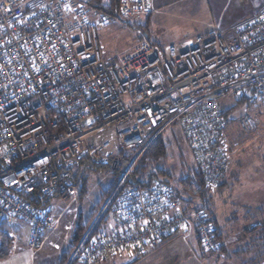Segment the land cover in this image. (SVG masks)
<instances>
[{
	"label": "built area",
	"instance_id": "1",
	"mask_svg": "<svg viewBox=\"0 0 264 264\" xmlns=\"http://www.w3.org/2000/svg\"><path fill=\"white\" fill-rule=\"evenodd\" d=\"M151 9V0L120 4L125 19ZM94 14L76 0H0V221L26 222L27 247L39 251L81 194L75 168L138 150L102 206L111 205L116 218L110 231L90 229L71 261L147 252L189 225L205 253L219 252L222 240L206 211L187 209L170 184L125 182L140 155L178 121L208 183H221L231 160L222 101L246 98L239 121L249 130L264 110V3L231 33L198 35L185 48L145 40L117 64L104 56ZM52 197L66 203L62 213Z\"/></svg>",
	"mask_w": 264,
	"mask_h": 264
},
{
	"label": "rangeland",
	"instance_id": "2",
	"mask_svg": "<svg viewBox=\"0 0 264 264\" xmlns=\"http://www.w3.org/2000/svg\"><path fill=\"white\" fill-rule=\"evenodd\" d=\"M76 1L82 4L85 0ZM224 1L219 4L217 1L186 0L185 3L163 8L161 12L154 13L156 9H151L147 15L137 18L141 19L137 20L138 23L134 19L112 16L93 8V22L98 28L106 60L108 63L117 64L121 57L134 52L146 39L155 40L163 46L176 44L185 48L197 35L205 34L209 28V32L221 31L217 25L226 28L223 21L230 26L236 18L251 14L264 3V0H233L226 5ZM234 102L233 97L227 96L222 101V106L227 107ZM244 112L245 107L239 105L227 117L230 122L232 159L224 180L229 184L233 183L235 177H232V170L237 172L238 179L232 184V190L227 188L226 191L214 193L213 201L215 217L223 234L222 244L228 252L205 255L197 243L193 225H189L163 245L154 247L148 253L139 252L140 257L137 259V254L133 251L130 250L128 256V251L121 250L109 257L105 264H264V115L259 125L249 130L243 128L239 121ZM234 119L236 122L233 124L231 120ZM163 135L172 143L170 163L178 166L180 152H183L188 157L187 161L193 164L189 142L178 121L169 122ZM111 180L109 171L104 168H95L92 165L85 168L80 186L82 181H86L88 192L83 196L81 192L78 200L63 213L57 227L49 233L42 250L37 253L40 260L45 258L48 264H57L62 251L69 248V238L80 213L86 221L92 217L101 201V190ZM49 202L55 203L57 214L64 211L66 203L58 198L52 197ZM101 212L100 209L95 215L92 225ZM10 224L8 226L13 240L12 248L18 246L22 240L25 244L29 240L28 224L22 220ZM15 229H19L21 234L12 231ZM12 234L16 237L15 241ZM58 238L60 243L54 240ZM56 243L59 247L55 246ZM237 251L239 252L235 254Z\"/></svg>",
	"mask_w": 264,
	"mask_h": 264
},
{
	"label": "trees",
	"instance_id": "3",
	"mask_svg": "<svg viewBox=\"0 0 264 264\" xmlns=\"http://www.w3.org/2000/svg\"><path fill=\"white\" fill-rule=\"evenodd\" d=\"M84 3L90 6L91 8H94L105 14L121 17V13H120L121 0H85ZM134 20L137 22V20H141V19H134ZM245 100L246 98L244 97L235 100L234 104L230 106L227 107L222 106V110L225 118L229 116V112H231L233 108L239 105H243L245 107V103H246ZM258 114L260 116V122H261L262 119L261 117L262 115H264V110L258 111ZM232 123L234 124L233 121ZM229 136H230V132H229ZM171 146L172 143H169L164 138L163 134L157 137L153 141V143L135 161V163L133 164L130 170V176L125 182V184L127 185L129 183H137L142 186H148L156 179L165 181L175 189L179 198L184 202L185 207L187 209L196 208L206 211L208 217L210 218V221L214 224L216 236L218 237V239L221 240L223 234L220 232L221 226L219 225V222L215 217L213 201H214V193H218L221 191L223 192L224 191L223 189L228 186L227 182L223 179L218 186L216 187L211 186L206 180L203 173L197 167L194 160L192 162L193 164L189 163L187 161L188 157L183 152L179 151L180 155H179L178 166L177 164L175 165L170 163L169 159H170ZM137 155H138V150H127V151L124 150L121 151L119 154H117L114 158H111V160H109V162L107 163L94 164L84 161L83 163L78 165V167L75 168L74 177L78 182L79 186L81 184L80 183L81 177L82 178L84 177L85 168H87V166L90 165H92L95 168H104L108 170L109 174L112 176V180L106 187L103 188V190H101V195H100L101 201L97 205L98 211L97 210L94 211L92 217L89 218L87 221L84 220L83 214L80 213L77 221L74 224L72 235L69 238L70 241L69 248L62 251V253L58 257L57 264H75L74 260L71 261L73 254L76 248L78 247V245L80 244V242L82 241V239L85 237V235L88 233L90 229H91L90 234L92 235L103 234L110 231V224L113 223L112 221L115 222L116 218L110 212L111 205H109L104 211H102V206L106 203L111 192L118 183L120 179L121 170L129 167ZM87 188H88L87 182L82 181V186H80L81 192L83 193L82 196L87 194L88 192ZM100 209L102 211L101 214L99 215L100 217L97 218V221H95V223H93L92 225V221ZM113 217L115 218V220L113 219ZM10 231L11 230L8 224L4 221H0V258L7 257L12 251L13 241L9 235ZM178 234H174L166 237L159 244V246L175 238L176 236H178ZM196 236L199 242V246L203 251L200 245L197 232H196ZM153 248L154 247L150 248L147 251V253L150 252ZM126 250H136L137 251L136 259L140 257L139 252L141 251L138 248H132ZM239 251H237L235 254H237ZM219 252L220 253L228 252L225 245L222 244ZM203 253L205 255L214 254V253L211 254L205 253L204 251ZM111 256H114V254L107 256L106 258L99 261L97 264H105L109 260L108 258ZM44 261L45 264H48V261H46V259Z\"/></svg>",
	"mask_w": 264,
	"mask_h": 264
},
{
	"label": "crops",
	"instance_id": "4",
	"mask_svg": "<svg viewBox=\"0 0 264 264\" xmlns=\"http://www.w3.org/2000/svg\"><path fill=\"white\" fill-rule=\"evenodd\" d=\"M185 1L186 0H151V5H152V9H156V11L154 12V13H156V12H161V10L163 9V8H167V7H172V6H174L175 4H179V3H185ZM208 2H211V1H217L219 4H221L222 3V1L223 0H207ZM226 1V2H225ZM224 2L226 3V5H228L229 3H231L233 0H225ZM188 4V3H187ZM260 8V7H259ZM259 8L258 9H256V10H254V12H252L251 14H254V13H256L258 10H259ZM153 12V11H152ZM251 14H244V15H241V16H239L238 18H236V20H234V22L229 26V24H225L224 23V21H223V25H224V27H226V28H220V26L219 25H217L218 26V29H220L221 31L223 30V32H226V33H231V28H232V26L234 25V24H236L237 22H239L240 20H242L243 18H245V17H247V16H249V15H251ZM244 16V17H243ZM151 19V18H150ZM150 22V21H149ZM215 27V26H214ZM214 27H212L213 29L212 30H214ZM209 30H210V28L207 30V32L205 33V34H199V35H208V34H210L211 32H209ZM198 36V35H197ZM146 40H149V41H152V42H154V43H157V44H159L158 42H156L155 40H152V39H146ZM143 43V42H142ZM159 45H161V44H159ZM264 162V161H263ZM261 164H262V161L260 162ZM231 174H232V177H235L234 178V181H233V183L234 182H236L237 181V179H238V177H237V172L236 171H231ZM231 174H230V176H231ZM232 183V184H233ZM228 184V186L227 187H225L223 190H225L226 191V189L228 188V190L229 189H233V186L234 185H232V184H229V183H227ZM56 211V210H55ZM57 212V211H56ZM28 226V228H29V238H30V227H29V225H27ZM195 230V229H194ZM12 231H14L16 234L18 233L19 235L21 234V232H20V230L19 229H15V230H12ZM195 234H196V232H195ZM49 237V236H48ZM57 243L59 242V238L58 239H54ZM196 240H197V243H198V245H199V242H198V239H197V236H196ZM27 242H28V240L26 241V243L25 244H23V240L18 244V246H16V247H13V248H16V250H14L13 251V248H12V251H11V253L7 256V257H5V258H0V264H41L42 262L45 264V262H44V260H45V258H43L42 260H40V257L38 256V251L37 252H34V251H32V252H34V253H31L30 251L31 250H29V248L27 247ZM56 243V245L55 246H58V244ZM60 243V242H59ZM54 244V242L51 244V245H53ZM24 247H26V249H24ZM59 247V246H58ZM42 250V249H41ZM128 251V256H130V253H129V251L130 250H126V252ZM131 251H133L134 252V254L136 255L137 254V251L136 250H131ZM133 256V255H132ZM42 261V262H41Z\"/></svg>",
	"mask_w": 264,
	"mask_h": 264
}]
</instances>
